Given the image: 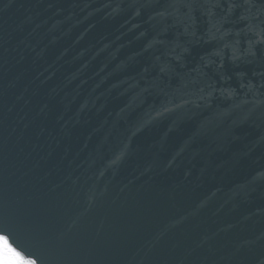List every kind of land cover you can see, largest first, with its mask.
Here are the masks:
<instances>
[{
  "label": "water",
  "instance_id": "95a60500",
  "mask_svg": "<svg viewBox=\"0 0 264 264\" xmlns=\"http://www.w3.org/2000/svg\"><path fill=\"white\" fill-rule=\"evenodd\" d=\"M0 236L34 264H264V154L93 112L0 23Z\"/></svg>",
  "mask_w": 264,
  "mask_h": 264
},
{
  "label": "clouds",
  "instance_id": "9594fccd",
  "mask_svg": "<svg viewBox=\"0 0 264 264\" xmlns=\"http://www.w3.org/2000/svg\"><path fill=\"white\" fill-rule=\"evenodd\" d=\"M0 264H34V262L17 251L6 237L0 236Z\"/></svg>",
  "mask_w": 264,
  "mask_h": 264
}]
</instances>
